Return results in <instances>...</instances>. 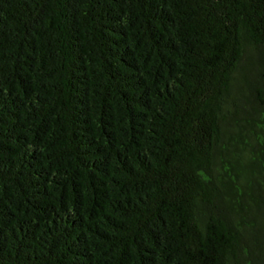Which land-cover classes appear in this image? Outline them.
<instances>
[{"label": "trees", "instance_id": "obj_1", "mask_svg": "<svg viewBox=\"0 0 264 264\" xmlns=\"http://www.w3.org/2000/svg\"><path fill=\"white\" fill-rule=\"evenodd\" d=\"M0 264H264V0H0Z\"/></svg>", "mask_w": 264, "mask_h": 264}]
</instances>
